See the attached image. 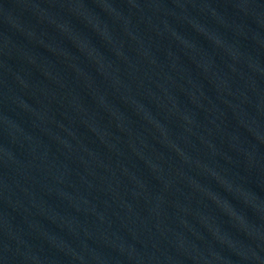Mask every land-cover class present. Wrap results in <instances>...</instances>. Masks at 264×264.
Returning a JSON list of instances; mask_svg holds the SVG:
<instances>
[{
  "label": "water",
  "instance_id": "95a60500",
  "mask_svg": "<svg viewBox=\"0 0 264 264\" xmlns=\"http://www.w3.org/2000/svg\"><path fill=\"white\" fill-rule=\"evenodd\" d=\"M0 264H264V0H0Z\"/></svg>",
  "mask_w": 264,
  "mask_h": 264
}]
</instances>
